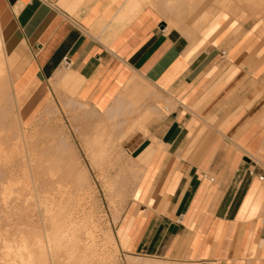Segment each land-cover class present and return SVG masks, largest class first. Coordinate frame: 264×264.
<instances>
[{
    "label": "crops",
    "instance_id": "crops-1",
    "mask_svg": "<svg viewBox=\"0 0 264 264\" xmlns=\"http://www.w3.org/2000/svg\"><path fill=\"white\" fill-rule=\"evenodd\" d=\"M0 9L22 122L65 90L141 170L114 230L120 252L264 264L259 30L232 35L224 13L179 22L162 0H0Z\"/></svg>",
    "mask_w": 264,
    "mask_h": 264
},
{
    "label": "rangeland",
    "instance_id": "rangeland-1",
    "mask_svg": "<svg viewBox=\"0 0 264 264\" xmlns=\"http://www.w3.org/2000/svg\"><path fill=\"white\" fill-rule=\"evenodd\" d=\"M164 2L162 0L165 15L172 18L177 16L179 22H191L193 20L196 24L203 18L208 22L215 19L217 14L224 13L226 15L225 25L231 28L232 35L254 28L259 30L264 37V0H200L191 3L193 6L190 9L183 6L185 2L181 1L180 3L183 4L181 8H177L172 13L165 8L166 3ZM218 4L221 6H218ZM0 82L7 99L3 109H0V123L2 121L5 123L3 126V123L1 124L4 129L0 126V137L5 138L8 148L13 151L9 163L5 167L7 171L4 172V175L8 174L9 170L19 179L28 180L27 182L30 180L39 182V188L30 189V192L29 190L24 191V196L30 193L33 194L32 191H34L36 196L56 198V203L62 202L63 204L70 196H73L78 201L75 200L76 202L73 203L76 206L78 204V216H81L82 213L93 212V226H95L93 230L97 228V232L94 231L95 246L98 250L97 264H129L128 262L131 259L146 264H182L170 260L141 256L131 258L120 252L116 244L115 227L136 184L139 182L141 174L136 161L121 145L122 140L119 141L114 136L112 142L110 138L104 137L100 141L101 145H86V141L88 143L98 135V131L93 129L100 124L101 119L92 115L86 107L69 98V93L65 90L58 91L56 89L54 91L50 102L54 106V111L50 112L47 108L31 124H25L22 120L20 123L18 122L19 114L13 99L9 73L4 74L0 78ZM19 125H21V128ZM262 125L264 127V122H262ZM8 126H14L15 130L11 128L14 132ZM6 127L12 135L13 133L18 135L16 139L14 136L15 141L9 138L13 136H9L10 133L7 130V132L5 131ZM93 132L94 136L91 137ZM3 133L9 134L6 135L8 139ZM131 133L133 132L129 131L128 134ZM101 148H104L105 152L101 156L99 155V158L98 152ZM259 156L264 159V148L260 150ZM258 165L260 170L264 172V165ZM55 166H58L59 169H51ZM24 168L27 169L24 170ZM81 171H84L86 175L84 179L90 186L88 190H86L84 181L79 182ZM25 176H28V178ZM18 192L21 193L20 190ZM11 198L10 206L20 205L21 211L17 212L16 215H11L9 220L4 221V219L1 220L2 213L0 209V230L4 233V236L2 234L0 236L2 239L4 237L12 238L18 231L29 232L34 230L35 226L40 225L39 223L43 218L41 208L19 203L20 199L14 201V198H19V194L16 193ZM32 204L34 205V202ZM14 211L15 209L12 212ZM3 229L5 230L3 231ZM110 236L113 237V243L108 240Z\"/></svg>",
    "mask_w": 264,
    "mask_h": 264
},
{
    "label": "bare ground",
    "instance_id": "bare-ground-1",
    "mask_svg": "<svg viewBox=\"0 0 264 264\" xmlns=\"http://www.w3.org/2000/svg\"><path fill=\"white\" fill-rule=\"evenodd\" d=\"M181 1H184L185 5L181 4L180 3ZM194 1L198 2L200 0H165V2L163 0V2L166 3L165 8L170 10L171 11L170 13H172V11L176 10L179 7L181 8V5L186 6L189 9L192 8L193 4L191 3H193ZM23 2H26V0H23ZM218 6H221V5L218 4ZM8 62H7L6 54H5L4 47H3V35L0 29V78L4 74L6 75L10 73V70H9L10 67L8 66ZM70 83L71 82H69V84ZM62 86L66 88L67 83L63 84ZM2 89L3 87L1 86V82H0V109H3V105L7 100ZM49 111L50 112L54 111L53 105H50ZM8 121H5V122L7 123ZM18 122L21 123L20 117H19ZM2 123H0V126ZM4 124L5 123H3L2 126ZM19 126L21 128V125ZM8 127L5 128V131L7 130L9 132V129H7ZM13 127L14 126L9 127V128L11 129ZM2 129H4V127H2ZM97 133L98 135L95 136L96 138L93 137L94 136L93 134L91 136L93 137V139L88 143L86 141V145L88 146L101 145L100 141L104 137H108L107 131L105 130H99ZM4 135L7 138L6 135H9V134L6 133ZM9 136H13V137H9L12 139L15 136V139H16V136L18 135H14V133L12 135V133H10ZM4 139L3 137H0V209L2 213L1 220L4 219V221L5 220L7 221L9 220L11 215H16L17 212L21 211L20 205L12 206V207L10 206V203L12 202L10 201V199H12L11 197L15 195L16 193L19 194V198H14V201L20 199L19 203L26 204V205L28 204L32 205L34 208H38V207L41 208L42 209L41 214L43 218L41 220V223H39L40 225L35 226L34 230L32 231H29V232L18 231L17 233L13 235L12 238L4 237L2 239L0 237V239H2V241H0V244H1L0 245V264H97L96 261L98 257V252H97L98 250H97V247L95 246L96 240L94 241V235H95L94 231L97 232L96 230L97 228L93 230L94 229L93 227H95L93 226L94 224L93 212L86 213V214L82 213L81 216H78L79 215V214L77 215L78 204L77 206L76 204H73L74 201L76 200L73 198V196H70L66 200L67 203L65 202V204H63L62 202L56 203L55 201L56 198H49V196L48 197H44V196L40 197V195L36 196L34 191H32L33 194L30 193L31 195L28 194L24 196V191L29 190L30 192V189L33 190L37 188L39 186V182L35 180H30L29 182H27L28 180L24 181L22 179L15 177L9 170H8V174L4 175V172L7 171L5 167L9 163L10 155L13 152L10 148H8V144L5 142ZM20 142L24 143V141H21V140ZM104 152H105L104 148H101L100 152H98L99 153L98 156L99 155L101 156V154ZM26 169L27 168H24V170ZM51 169L58 170L59 167L55 166ZM85 176L86 175L84 171H81V174L79 176V179L81 180H79V182L82 183L84 181L86 190H88L90 186L88 185V182H86V180L84 179ZM25 177L28 178V176H25ZM18 190H20L21 193H19ZM33 202H34V205L32 204ZM28 207H31V206H28ZM13 209H15L14 212H12ZM13 229L15 228L13 227ZM4 230L5 229H3V231ZM11 230H12V227H11ZM1 234L4 236V233L2 232V230H0V236ZM108 240L112 242L113 237L110 236ZM128 263L129 264H146V263L136 261L135 259L134 260L131 259Z\"/></svg>",
    "mask_w": 264,
    "mask_h": 264
},
{
    "label": "built area",
    "instance_id": "built-area-1",
    "mask_svg": "<svg viewBox=\"0 0 264 264\" xmlns=\"http://www.w3.org/2000/svg\"><path fill=\"white\" fill-rule=\"evenodd\" d=\"M26 1H27V0H26ZM64 66H65V68H67V69H68V68H69V63H68V62H66Z\"/></svg>",
    "mask_w": 264,
    "mask_h": 264
}]
</instances>
